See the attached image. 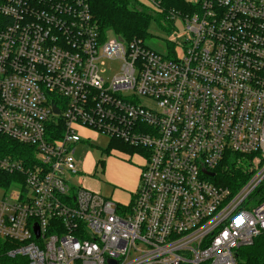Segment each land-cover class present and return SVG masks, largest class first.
I'll return each instance as SVG.
<instances>
[{
    "label": "built area",
    "instance_id": "obj_1",
    "mask_svg": "<svg viewBox=\"0 0 264 264\" xmlns=\"http://www.w3.org/2000/svg\"><path fill=\"white\" fill-rule=\"evenodd\" d=\"M91 2L0 0V136L32 151L0 158V264H249L264 248V0L169 9L167 52L102 33ZM82 130L146 161L130 205L84 185ZM227 160L247 175L232 187L212 181Z\"/></svg>",
    "mask_w": 264,
    "mask_h": 264
},
{
    "label": "trees",
    "instance_id": "obj_2",
    "mask_svg": "<svg viewBox=\"0 0 264 264\" xmlns=\"http://www.w3.org/2000/svg\"><path fill=\"white\" fill-rule=\"evenodd\" d=\"M163 11H154L145 4H136L134 0H92V11L94 18L97 20L99 29L102 33L111 30L118 34L123 39H130L134 36L141 38L149 37L147 32L152 21L161 22L166 21L168 24V31H171V22L167 19L166 14L169 9H176L179 11H186L190 9L188 0H160ZM112 148H128L121 141L112 140L109 144ZM129 149L136 151L134 148ZM32 152L28 147L15 142L7 136H0V158H23L26 164H30L32 160L30 157ZM102 162V161H101ZM104 162H102V165ZM217 177L212 178V181L217 185H227L232 187L236 181L242 179L244 181L247 175L236 165L231 164L230 161L221 163L216 170ZM10 176L3 177L0 180V185L3 187L10 186L12 181ZM6 244L8 246H6ZM12 245L8 242L0 240V257ZM252 255H250L249 264H264V248L257 245L252 247ZM3 259V258H2ZM5 261V259H3ZM5 263V262H4ZM12 263L27 264L24 257H17Z\"/></svg>",
    "mask_w": 264,
    "mask_h": 264
},
{
    "label": "rangeland",
    "instance_id": "obj_3",
    "mask_svg": "<svg viewBox=\"0 0 264 264\" xmlns=\"http://www.w3.org/2000/svg\"><path fill=\"white\" fill-rule=\"evenodd\" d=\"M176 26L179 28V30H181L180 23H177ZM172 27L173 25H171V28ZM166 28L168 29V24L166 21L164 20H162L161 22L152 21L147 30L149 37H147L146 39V44L149 46H153L158 51L167 52L169 50L167 45L168 43L171 44L173 43V41L176 40L175 35L177 34V31L176 29L172 31H168ZM106 32L107 33L111 32L110 33L111 35L113 33L111 30H108ZM104 67L106 69V73L104 76L109 81L113 80L116 73H118L120 70V64L117 61L116 62L106 61ZM142 101L144 103L146 102L150 103L148 99L146 100L144 99ZM92 134L94 133L92 132ZM89 137L90 140L88 142H82L76 145V154L80 161L79 167L82 170L80 174L85 177L84 185L89 189L93 188L94 190H97L99 187H101V183L97 181V179L100 178L99 173L101 172L99 171V168L102 167L101 161L104 162V165L107 164L108 163L107 161L111 158H116V160L121 159L125 161L126 166L120 165L119 168H117L118 187L121 186L120 183L122 177L121 175L124 176L132 175L133 164L140 169H142L143 166L146 165V161L144 160V158L138 155L136 151L129 149V147L128 148L118 147L116 149L110 147L109 138L106 137L105 135L96 138L94 134V135H90ZM95 160L100 163V166L97 170H95L96 168ZM130 166L131 168H128ZM90 174L92 175L88 176ZM2 188L3 187L0 186V197L4 195V193H2L1 191ZM249 204L253 205L254 202H250Z\"/></svg>",
    "mask_w": 264,
    "mask_h": 264
},
{
    "label": "crops",
    "instance_id": "obj_4",
    "mask_svg": "<svg viewBox=\"0 0 264 264\" xmlns=\"http://www.w3.org/2000/svg\"><path fill=\"white\" fill-rule=\"evenodd\" d=\"M82 134H84L85 136L94 135V134H92L91 131H87V130H82ZM95 137L97 138L99 136L95 134ZM89 140H90V137H89V139H86V138L83 139L82 142H88ZM82 142H80V143H82ZM114 149H116V148H114ZM114 151H116V150H114ZM77 159H78V163L80 165L79 158L77 157ZM95 162H96L95 170H97L100 166V163L96 160H95ZM107 162H108L107 164H105V165L103 164L102 167L99 168V171L101 173H99L100 178H98L97 181L101 183V187H99L97 190H94L93 188H91V189L101 193L104 197L106 196V197L113 199L118 205H121V206L130 205V203L134 197V194L136 192V189L138 188L139 183H140L141 169L133 164L132 175H130V176L121 175L122 176L121 181H120L121 186L118 187L117 168H119L120 165L126 166L125 165L126 163H125V161H123L121 159L116 160V158H111ZM128 168H131V166ZM91 175L92 174H90L88 176H91Z\"/></svg>",
    "mask_w": 264,
    "mask_h": 264
},
{
    "label": "water",
    "instance_id": "obj_5",
    "mask_svg": "<svg viewBox=\"0 0 264 264\" xmlns=\"http://www.w3.org/2000/svg\"><path fill=\"white\" fill-rule=\"evenodd\" d=\"M55 109L57 112L59 111L57 108H55ZM211 176H215V173H211Z\"/></svg>",
    "mask_w": 264,
    "mask_h": 264
}]
</instances>
